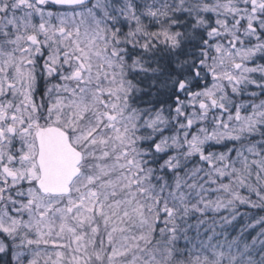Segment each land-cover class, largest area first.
Returning <instances> with one entry per match:
<instances>
[{"label":"snow or ice","instance_id":"obj_1","mask_svg":"<svg viewBox=\"0 0 264 264\" xmlns=\"http://www.w3.org/2000/svg\"><path fill=\"white\" fill-rule=\"evenodd\" d=\"M0 264H264V0H0Z\"/></svg>","mask_w":264,"mask_h":264}]
</instances>
